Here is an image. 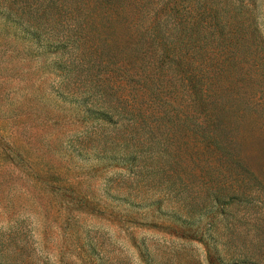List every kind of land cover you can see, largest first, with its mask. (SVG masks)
Listing matches in <instances>:
<instances>
[{
	"label": "rangeland",
	"instance_id": "obj_1",
	"mask_svg": "<svg viewBox=\"0 0 264 264\" xmlns=\"http://www.w3.org/2000/svg\"><path fill=\"white\" fill-rule=\"evenodd\" d=\"M123 5L140 26H184L187 44L198 46L194 60L216 45V58L238 62L215 92L227 108L229 147L264 185V0ZM42 8V0H0V264H177L180 256L192 263L213 256V212L190 218L165 200L174 177L164 173L129 196L135 161L97 152L111 126L105 130L91 101L65 92L66 53L46 32L53 24Z\"/></svg>",
	"mask_w": 264,
	"mask_h": 264
},
{
	"label": "trees",
	"instance_id": "obj_2",
	"mask_svg": "<svg viewBox=\"0 0 264 264\" xmlns=\"http://www.w3.org/2000/svg\"><path fill=\"white\" fill-rule=\"evenodd\" d=\"M42 2L53 24L46 32L66 53L65 92L91 101L111 126L97 152L135 161L128 195L167 173L165 200L190 218L213 212L214 255L177 264H264V185L229 147L227 108L215 92L238 62L216 58V45L192 59L198 46L187 44L184 26H140L123 0Z\"/></svg>",
	"mask_w": 264,
	"mask_h": 264
}]
</instances>
